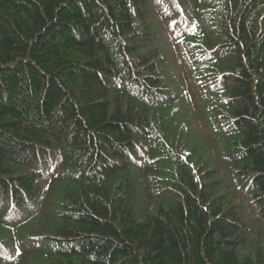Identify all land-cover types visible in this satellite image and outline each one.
Instances as JSON below:
<instances>
[{
  "label": "trees",
  "instance_id": "obj_1",
  "mask_svg": "<svg viewBox=\"0 0 264 264\" xmlns=\"http://www.w3.org/2000/svg\"><path fill=\"white\" fill-rule=\"evenodd\" d=\"M0 264H264V0H0Z\"/></svg>",
  "mask_w": 264,
  "mask_h": 264
}]
</instances>
